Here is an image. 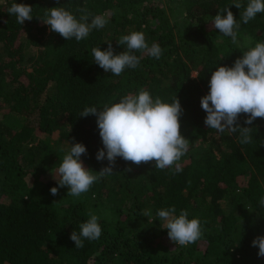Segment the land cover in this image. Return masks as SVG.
<instances>
[{
  "label": "trees",
  "instance_id": "16d2710c",
  "mask_svg": "<svg viewBox=\"0 0 264 264\" xmlns=\"http://www.w3.org/2000/svg\"><path fill=\"white\" fill-rule=\"evenodd\" d=\"M246 6L248 0H241ZM13 3L33 7V19L17 23ZM234 0H0V264H264L253 239L264 235V118L252 127L251 144L205 124L201 98L211 72L233 66L245 47L264 42V13L241 24L237 45L213 26L214 16ZM93 15L109 23L79 42L65 40L36 17L48 8ZM226 15V13H225ZM6 21V22H5ZM133 31L164 50L142 55L140 65L120 76L94 63L91 49L124 51L117 39ZM194 72L196 74L194 75ZM143 88L162 101L178 96L184 108L181 132L190 139L179 161L182 171L139 166L117 158L113 174L80 197L68 196L53 178L71 143H83L86 168L99 171L103 146L97 118L79 117L86 106L102 108ZM131 168V171H127ZM57 174V179H59ZM175 206L203 222L204 234L188 246L175 245L156 212ZM250 210V211H249ZM99 217L102 235L75 248L73 231L88 213ZM151 212V216L146 213Z\"/></svg>",
  "mask_w": 264,
  "mask_h": 264
},
{
  "label": "clouds",
  "instance_id": "9594fccd",
  "mask_svg": "<svg viewBox=\"0 0 264 264\" xmlns=\"http://www.w3.org/2000/svg\"><path fill=\"white\" fill-rule=\"evenodd\" d=\"M233 5L237 9L243 8L240 20L247 24L257 14L264 13V0H248L246 6L241 0H234V3L223 7L214 16L215 29L223 36L230 37L232 44L237 45L241 24L231 10ZM7 11L22 25L34 18L33 7L28 4L13 3ZM76 12L81 13L78 18L65 7H52L48 8L43 18H36L65 40L74 38L77 42L86 39L94 29H102L109 23L106 13L93 15L86 7H78ZM117 42L124 46V51L119 54L115 53L111 42H106V50L94 47L90 52L95 64L115 76L140 65L142 55L138 56L136 52L159 59L164 51L158 43L149 45L145 34L140 31L123 35ZM242 53L233 66H218L211 72L209 91L201 98V107L207 114L204 124L209 129L221 134L238 133L239 143L248 145L253 140L252 127L241 126L239 121L241 115L246 117L245 125H253L257 118H264V42H257L254 47H245ZM184 111L178 96L173 102L167 103L160 97L153 98L143 88L138 94H127L119 102L105 104L102 108L86 106L79 117L92 115L97 118L103 146L96 153V160H107L108 164L99 171L86 168L81 160V156L87 153L86 145L70 142V148L59 163L56 174L52 172L58 187H52L51 194L56 196L59 188L67 187L68 196L80 197L95 182L113 174L117 158L137 166L155 161L156 169H170L172 175L181 172L179 161L190 148V139L181 132ZM258 204L264 208V197L260 198ZM176 213L175 206L161 208L156 212L161 228L167 230L170 241L175 245L188 246L201 239L204 234L203 222L199 218L189 219L187 210H181L179 215ZM146 215L150 217L151 212ZM88 216L79 225L80 231H73L70 235L75 248H83L85 239L94 241L102 235L99 217L91 212ZM251 246L258 247V257L264 258V235L256 236Z\"/></svg>",
  "mask_w": 264,
  "mask_h": 264
},
{
  "label": "rangeland",
  "instance_id": "374dc122",
  "mask_svg": "<svg viewBox=\"0 0 264 264\" xmlns=\"http://www.w3.org/2000/svg\"><path fill=\"white\" fill-rule=\"evenodd\" d=\"M196 74V72H194V75Z\"/></svg>",
  "mask_w": 264,
  "mask_h": 264
}]
</instances>
